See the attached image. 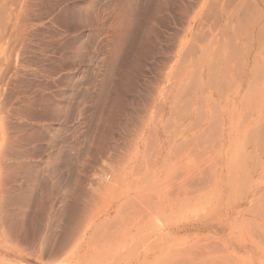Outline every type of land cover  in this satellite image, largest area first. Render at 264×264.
I'll list each match as a JSON object with an SVG mask.
<instances>
[{
    "label": "rangeland",
    "instance_id": "1",
    "mask_svg": "<svg viewBox=\"0 0 264 264\" xmlns=\"http://www.w3.org/2000/svg\"><path fill=\"white\" fill-rule=\"evenodd\" d=\"M0 264H264V0H0Z\"/></svg>",
    "mask_w": 264,
    "mask_h": 264
}]
</instances>
